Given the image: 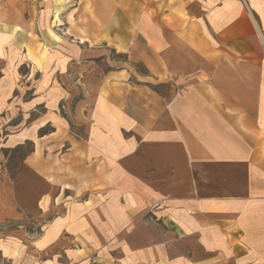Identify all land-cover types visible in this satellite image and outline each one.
Instances as JSON below:
<instances>
[{"label":"crops","instance_id":"1","mask_svg":"<svg viewBox=\"0 0 264 264\" xmlns=\"http://www.w3.org/2000/svg\"><path fill=\"white\" fill-rule=\"evenodd\" d=\"M35 1L0 2L4 75L6 49L16 45V15L25 8L33 29ZM42 1L44 14L56 12V1ZM75 2V10L84 3ZM237 4L85 2L97 19L89 28L101 31L93 41L106 38L130 52L129 32L116 31L135 27L138 60L162 83L187 78L192 63L194 80L156 93L154 112L142 89L138 99L130 89H70L95 96L70 111L85 134L65 133L56 146L53 135L41 136L31 120L45 96L36 104L20 100L22 89H0V117L20 110L26 125L6 136V147L35 145L24 170L46 188L35 212L33 203L20 202L18 181L0 164V224L43 222L42 235L28 244L24 232H13L0 246L4 257L10 255L12 264H264V89H220L208 75L209 62L217 67L226 60V53L211 55L212 47L226 46L211 30L225 32L230 7L242 20ZM58 116L66 130L68 121Z\"/></svg>","mask_w":264,"mask_h":264},{"label":"rangeland","instance_id":"2","mask_svg":"<svg viewBox=\"0 0 264 264\" xmlns=\"http://www.w3.org/2000/svg\"><path fill=\"white\" fill-rule=\"evenodd\" d=\"M53 1H56V12L50 14L43 13L42 0L35 1V13L29 15V19L33 17V29H28L25 8L24 13L20 11L16 15L20 21L16 32L14 31L17 36L16 45L6 49L10 59L5 62V68H8L6 75L4 68L0 70V89H22V93L19 90L18 94L16 93L20 100L34 101L36 104L42 102L45 96L47 103L36 107L31 120L41 127V136L53 135L56 146L59 142L64 143L65 133L85 134L84 127L73 124L70 111L81 100L88 101L95 96L80 91L74 93L70 89H130L131 92L136 91L132 92V97L136 95L137 99L138 96H143L138 92V89H142L146 91L145 97L150 112H154L156 93L170 89L171 84L176 87L178 82L194 80L196 73L192 72V63L188 62L187 78L183 76L180 79H169L167 84L162 83L161 79L152 77L150 69L138 60L140 50L139 46L135 45L138 40L135 27L132 26L129 31H116V34L129 32L132 39L130 52L119 50L109 46L106 38L102 43L93 41L95 39L92 37H98L101 31L89 28V23L95 20L96 16L90 14L89 6L84 5L88 0H82L84 3L79 10L74 8L75 0ZM76 1L81 4V0ZM237 1V11H241L242 20H235L236 10L230 7L227 18L232 23L227 25L225 32L219 35L217 31L211 30L212 38L216 41L225 39L226 46H220V50L212 47L210 53L214 56L219 52L221 57L226 53V60L221 61L217 67L209 62L208 75L220 89H264V0H246L247 5L244 0ZM0 2L4 4V0ZM64 3L66 6H63ZM59 9L63 12H59ZM180 63H176L177 67ZM26 89L36 90L30 92ZM38 89H50L51 94L42 95ZM54 113L57 116H54ZM58 115L64 116L68 121L66 130L61 127L64 124L55 119ZM2 118L3 116L0 117V164L18 181L20 202L33 203L37 212L38 203L46 188L42 182L32 180L24 170L25 158L36 147L31 142H24L15 148H7L4 142L6 136L15 130L26 128V125L25 120L22 121L20 110L10 114L8 118ZM16 230L24 232L25 244H28V238L36 240L42 235L43 222L32 220L27 223L25 221L18 224H0V246L5 241H11V236L15 235L13 232ZM3 254L0 252V264H12L10 255L5 253L4 257Z\"/></svg>","mask_w":264,"mask_h":264}]
</instances>
